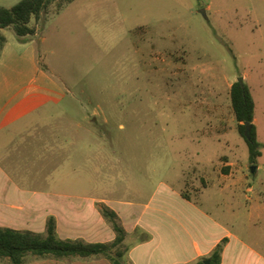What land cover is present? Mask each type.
<instances>
[{
  "label": "rangeland",
  "instance_id": "rangeland-1",
  "mask_svg": "<svg viewBox=\"0 0 264 264\" xmlns=\"http://www.w3.org/2000/svg\"><path fill=\"white\" fill-rule=\"evenodd\" d=\"M20 1L0 0V8L9 9ZM66 1L52 0L30 26L45 30L49 39L47 47L41 45L44 63L68 90L57 112L67 110L70 117H80L75 101L83 105L86 118L93 116V123L84 124L96 132L90 136L95 140L93 153H86L83 184L76 185L70 169L67 186L25 190L110 200L94 202L95 209L117 208L125 218L129 202L144 224L159 225L162 231L187 227L182 224L193 208L178 190L193 198L195 186L202 187L198 177L205 167L234 163L245 181L242 196L254 199L253 193L244 194L252 188L264 197V0ZM0 36L14 44L19 39L11 29H0ZM239 79L255 104L260 156L254 163L237 132L229 101L230 87ZM257 166L261 168L255 173ZM210 178L213 186L215 177ZM195 197L212 218L228 221L234 230L243 228L236 218L225 213L222 217L215 208L214 189ZM216 198L225 209V196ZM234 199L229 198L235 210L245 204V199L241 203ZM90 203H84V213L64 208L82 205L79 201L52 203V211L59 215L58 228L54 217L59 240H78L68 233L82 216L89 219ZM146 205L150 209L144 212ZM262 205L260 219L264 199ZM155 208L163 214L153 215ZM243 208L238 207L241 216ZM47 218L42 224V218L35 217L30 230L16 231L44 238ZM83 226L87 228L89 221ZM259 228L264 231V224ZM251 242L264 247V233L251 235ZM126 250L124 243L114 250L123 254L121 264ZM73 259L77 258L38 259L28 254L24 264L89 263Z\"/></svg>",
  "mask_w": 264,
  "mask_h": 264
},
{
  "label": "crops",
  "instance_id": "crops-1",
  "mask_svg": "<svg viewBox=\"0 0 264 264\" xmlns=\"http://www.w3.org/2000/svg\"><path fill=\"white\" fill-rule=\"evenodd\" d=\"M44 32L36 26L33 36L18 39L15 44L4 38L0 49V227L30 230L35 217H41L43 224L44 219L53 216L58 228L59 215L52 211L54 201H79L82 205L64 206L79 213H84L85 202H91L86 207L89 219L82 216L68 234L72 235L71 239L89 244L111 243L115 235L94 207V202L108 203L110 200H96L90 195L73 197L37 192V189L25 190L26 187L42 190L43 187L67 186L70 169L76 174V185L83 184L86 153H93L91 146L95 143L90 136H95L96 132L92 126H84L93 123V116L86 118L83 115L81 103L73 101L78 112L80 109V117L78 114L75 118L74 115L70 117L67 110L57 112L68 90L44 63L46 53L41 45L47 47L49 39ZM36 40L40 44L35 45ZM72 165L75 167L71 168ZM223 167L228 168L224 170L226 173L222 172ZM260 168L257 166L255 173ZM199 175L202 187L195 186V195L214 189L215 208L219 207L222 217L225 213L226 217L236 218L235 222L243 228L234 230L228 227V221L224 223L212 218L210 212L196 202L195 195V198L186 200L182 197L184 192L179 190L178 196L193 208L187 223L182 224L187 227L176 229L169 226L162 231L159 225L144 224L141 216L135 214V206L128 202L126 218L117 208H112L126 233L123 242L127 246L125 264H195L210 257L218 245H222L220 264H264V247L251 242V235L264 233L259 228L264 224V218L257 216L259 209L263 208V195L248 188L244 194L253 193L254 199L242 196L245 181L241 171H236L230 161L217 168L205 167ZM212 176L216 182L213 186L210 184ZM261 184L264 185L263 180ZM218 196L221 199L225 196L224 201L231 206L226 205L224 209L222 200L216 198ZM229 198L232 201L238 198L236 202L240 203L245 199V204L238 206L240 210L244 207L242 216L238 207L235 210L230 204ZM149 209L146 205L143 211ZM152 210L153 215L163 214L158 208ZM87 221L89 226L86 228L83 225ZM99 258L102 257L73 260L105 264L103 258Z\"/></svg>",
  "mask_w": 264,
  "mask_h": 264
},
{
  "label": "trees",
  "instance_id": "trees-1",
  "mask_svg": "<svg viewBox=\"0 0 264 264\" xmlns=\"http://www.w3.org/2000/svg\"><path fill=\"white\" fill-rule=\"evenodd\" d=\"M72 1L67 0L66 3L69 4ZM51 2L52 0H21L9 9L0 8V29H11L19 39L33 36L36 28L30 26L31 21H39L41 14ZM3 43L4 37L0 36V49ZM229 101L237 123V132L247 144L250 163H254V160L260 156V151L254 125L255 104L251 93L244 84L241 87L236 81L230 87ZM247 126H249V133L246 136ZM182 197L186 200L190 199L187 194H182ZM96 209L113 231L115 235L113 242L89 244L81 240H59L55 233V219L50 216L46 220L44 238L30 232L0 227V261L24 264V257L30 254L38 259L53 258V260L103 257L112 264H121L120 259L123 254L115 253L114 250L123 244L126 233L113 210L101 206H97ZM221 252L222 245H218L210 257L195 264H204V261H208L209 264H220Z\"/></svg>",
  "mask_w": 264,
  "mask_h": 264
},
{
  "label": "water",
  "instance_id": "water-1",
  "mask_svg": "<svg viewBox=\"0 0 264 264\" xmlns=\"http://www.w3.org/2000/svg\"><path fill=\"white\" fill-rule=\"evenodd\" d=\"M237 82L240 84L241 87L243 86V80L242 79H239ZM248 133H249V126H247L246 136L248 135ZM204 264H209V262L204 261Z\"/></svg>",
  "mask_w": 264,
  "mask_h": 264
}]
</instances>
